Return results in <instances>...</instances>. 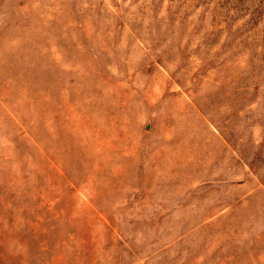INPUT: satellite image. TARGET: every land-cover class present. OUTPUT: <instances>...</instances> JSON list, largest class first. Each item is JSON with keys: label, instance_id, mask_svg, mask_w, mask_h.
Masks as SVG:
<instances>
[{"label": "rangeland", "instance_id": "1", "mask_svg": "<svg viewBox=\"0 0 264 264\" xmlns=\"http://www.w3.org/2000/svg\"><path fill=\"white\" fill-rule=\"evenodd\" d=\"M0 264H264V0H0Z\"/></svg>", "mask_w": 264, "mask_h": 264}]
</instances>
